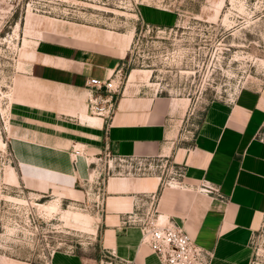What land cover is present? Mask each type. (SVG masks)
<instances>
[{
    "label": "rangeland",
    "instance_id": "obj_1",
    "mask_svg": "<svg viewBox=\"0 0 264 264\" xmlns=\"http://www.w3.org/2000/svg\"><path fill=\"white\" fill-rule=\"evenodd\" d=\"M86 50L122 58L98 79L109 92L81 79ZM263 87L264 0H0V264H121L100 242L103 184L132 168L76 140L79 155L68 152L84 170L64 177L77 182L41 194L16 140L85 139L90 117L107 122L121 99L152 97L176 100L166 125L190 139L211 102ZM250 248L249 264H264V215Z\"/></svg>",
    "mask_w": 264,
    "mask_h": 264
},
{
    "label": "crops",
    "instance_id": "obj_2",
    "mask_svg": "<svg viewBox=\"0 0 264 264\" xmlns=\"http://www.w3.org/2000/svg\"><path fill=\"white\" fill-rule=\"evenodd\" d=\"M76 60L84 81L107 78L123 62L89 50L78 51ZM138 100L121 99L107 122L90 117L78 128L85 139L16 140L19 164L39 170L30 173L29 188L53 195L62 194L63 187L69 190L78 179L70 183L64 176L82 173L84 165H73L68 150L78 148L76 140L85 142L88 152L112 157L109 164L141 167L109 176L103 184L100 242L121 264H161L141 244L139 228L127 222L138 206L151 201L158 222L182 228L212 254L211 264H249L250 239L264 215V140L259 136L264 87L245 91L233 104L211 102L190 139L166 125L176 100Z\"/></svg>",
    "mask_w": 264,
    "mask_h": 264
},
{
    "label": "built area",
    "instance_id": "obj_3",
    "mask_svg": "<svg viewBox=\"0 0 264 264\" xmlns=\"http://www.w3.org/2000/svg\"><path fill=\"white\" fill-rule=\"evenodd\" d=\"M88 84L97 91L109 92L110 84H106V79H90ZM89 101L95 106L108 102V99L94 97ZM74 154L79 155V152L74 150ZM131 161L130 159L128 162ZM162 170H166V166H163ZM133 171L139 172L141 167L138 165ZM127 222L139 228L141 244L147 245L161 264H211L212 254L196 244L182 228L158 222L153 201L143 204L142 207L138 206Z\"/></svg>",
    "mask_w": 264,
    "mask_h": 264
},
{
    "label": "trees",
    "instance_id": "obj_4",
    "mask_svg": "<svg viewBox=\"0 0 264 264\" xmlns=\"http://www.w3.org/2000/svg\"><path fill=\"white\" fill-rule=\"evenodd\" d=\"M121 64H123V62H122ZM128 70H129V69L127 68L126 71H128Z\"/></svg>",
    "mask_w": 264,
    "mask_h": 264
}]
</instances>
